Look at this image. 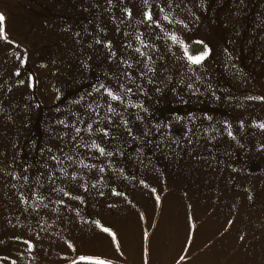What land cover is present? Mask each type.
Returning <instances> with one entry per match:
<instances>
[{
    "label": "rangeland",
    "instance_id": "obj_1",
    "mask_svg": "<svg viewBox=\"0 0 264 264\" xmlns=\"http://www.w3.org/2000/svg\"><path fill=\"white\" fill-rule=\"evenodd\" d=\"M0 13V264H264V0Z\"/></svg>",
    "mask_w": 264,
    "mask_h": 264
},
{
    "label": "snow or ice",
    "instance_id": "obj_2",
    "mask_svg": "<svg viewBox=\"0 0 264 264\" xmlns=\"http://www.w3.org/2000/svg\"><path fill=\"white\" fill-rule=\"evenodd\" d=\"M147 2V0H145V3ZM160 11H163V9L161 8ZM129 15H131L130 11H129ZM145 19L151 21L152 23L156 24L158 27L159 25V21L153 18V15L151 13V11L145 12L144 13ZM165 20H168V16L164 17ZM5 20V16L3 15V13H0V24H2ZM180 24H183V21H179ZM186 26V25H185ZM3 28H0V33H3ZM171 40L176 42V43H181L180 41V37L177 36L176 34H172L170 36ZM4 39L7 40V37L4 36ZM137 51H139V49H137ZM141 55H143V53H141ZM185 55H187V49L185 48ZM208 55L207 51H205L202 55L200 56H187V59L194 63V64H200L202 63V61L206 58V56ZM17 74H19V72H17ZM145 75L144 73H141V76ZM151 82V81H150ZM101 88L104 87V85H100ZM189 88L192 87L191 84L188 85ZM96 91H99V89H96ZM105 91L107 92V95L114 101H118L121 100L122 97L119 95H116L113 91H111L110 89H105ZM127 92H131V89H127ZM264 99V98H261ZM109 110L110 111H115V109L111 108V106H109ZM261 128H264V124L259 125ZM89 128H91V125L88 126ZM77 132H79V129H76ZM105 132V135H107V131L103 130ZM129 132H131V130L129 129ZM229 135L231 136L232 133L229 132ZM94 147H98L99 151L101 154H104L105 149L104 148H100L98 145H94ZM108 155H111V153H108ZM53 159H55V157H52ZM67 194V193H66ZM157 199H159L157 197ZM99 224V222H97ZM102 231L105 233H108L110 236H112L113 239H115V233H113L111 231L110 228L108 227H103ZM17 239H19V237H17ZM70 247H72L71 245H69ZM74 250V249H73ZM79 262H85V264H113V262L111 260L108 259H104L101 258L99 256H94V255H80L78 257L77 260H73L72 264H79ZM13 264H15V262H13Z\"/></svg>",
    "mask_w": 264,
    "mask_h": 264
}]
</instances>
